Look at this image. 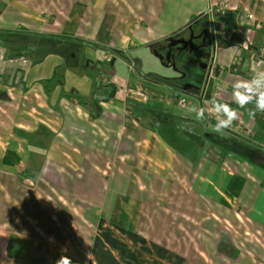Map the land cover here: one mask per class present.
I'll return each mask as SVG.
<instances>
[{
  "label": "crops",
  "instance_id": "1",
  "mask_svg": "<svg viewBox=\"0 0 264 264\" xmlns=\"http://www.w3.org/2000/svg\"><path fill=\"white\" fill-rule=\"evenodd\" d=\"M226 1L0 0V259L264 264V113L232 98L264 71V0Z\"/></svg>",
  "mask_w": 264,
  "mask_h": 264
},
{
  "label": "clouds",
  "instance_id": "2",
  "mask_svg": "<svg viewBox=\"0 0 264 264\" xmlns=\"http://www.w3.org/2000/svg\"><path fill=\"white\" fill-rule=\"evenodd\" d=\"M232 98L240 109H247L248 115L255 118L257 112L264 113V71H257L249 80H239L233 84ZM209 103L212 105L210 111L217 115V123L214 130L222 133L225 129H230L234 122L239 121L240 113L237 108L231 107L228 103L220 101L217 94H214ZM249 105H253L249 108ZM192 112L196 118L203 120L205 117L204 108L193 107ZM6 250L3 252L5 256ZM0 264H12L11 261L0 259ZM56 264H72V261L66 255H62Z\"/></svg>",
  "mask_w": 264,
  "mask_h": 264
},
{
  "label": "rangeland",
  "instance_id": "3",
  "mask_svg": "<svg viewBox=\"0 0 264 264\" xmlns=\"http://www.w3.org/2000/svg\"><path fill=\"white\" fill-rule=\"evenodd\" d=\"M171 44H173L174 42L173 41H169ZM169 73H171V72H169ZM166 83V82H165ZM129 84H132V85H136L135 83H133V82H130ZM168 84V83H167ZM166 86H168V87H173V86H171L170 84L169 85H166ZM152 99V98H151ZM151 104H154V102H153V100H151V102H150ZM259 158L261 157V155L259 154V156H258ZM240 225H241V227H239L238 228V230H237V232H235L234 230H231V232L229 233V229L227 230V235H232V237H237L238 239H243V237L245 236V237H251L250 235H244L243 233H244V231H245V226H244V224L243 223H240ZM198 235V229H196V228H193V227H189L188 229H185V230H180L179 231V233H178V236H187L188 237V239L189 240H191V242L189 241V244H188V246H189V248H190V250H191V252L189 253L190 254V257H196V255L198 254V249H197V247H199V245L197 244V242L192 238V237H194V236H197ZM174 246H176V247H184V248H186V244H183V245H181V244H177V245H174ZM208 251H207V254H206V258L205 259H203V260H205V264H215V262H214V260L212 259H209L208 258ZM195 259H197V258H195ZM197 261L199 262V260H196V261H191V263L190 264H197Z\"/></svg>",
  "mask_w": 264,
  "mask_h": 264
},
{
  "label": "built area",
  "instance_id": "4",
  "mask_svg": "<svg viewBox=\"0 0 264 264\" xmlns=\"http://www.w3.org/2000/svg\"><path fill=\"white\" fill-rule=\"evenodd\" d=\"M227 1L226 0H211V5L209 6L207 13L209 15H213L214 12L218 11L221 12L223 9L226 7ZM106 61H110V57H105L104 58ZM127 95L133 100L139 101L146 103L148 101V97L140 92V91H132V90H127ZM180 105L184 106V101H180Z\"/></svg>",
  "mask_w": 264,
  "mask_h": 264
},
{
  "label": "trees",
  "instance_id": "5",
  "mask_svg": "<svg viewBox=\"0 0 264 264\" xmlns=\"http://www.w3.org/2000/svg\"><path fill=\"white\" fill-rule=\"evenodd\" d=\"M10 156H13V157H14V159H15L14 162H15V163L18 162V157H17L15 154H13L12 152H8V153L6 154V156H5V158H4V162H5V163H9L8 159H9Z\"/></svg>",
  "mask_w": 264,
  "mask_h": 264
}]
</instances>
